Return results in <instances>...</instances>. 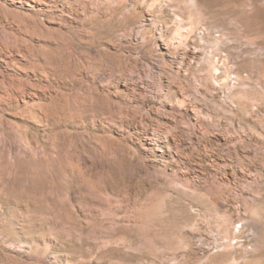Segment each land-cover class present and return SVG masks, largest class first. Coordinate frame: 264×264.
I'll return each instance as SVG.
<instances>
[{"label":"rangeland","instance_id":"374dc122","mask_svg":"<svg viewBox=\"0 0 264 264\" xmlns=\"http://www.w3.org/2000/svg\"><path fill=\"white\" fill-rule=\"evenodd\" d=\"M0 264H264V0H0Z\"/></svg>","mask_w":264,"mask_h":264}]
</instances>
